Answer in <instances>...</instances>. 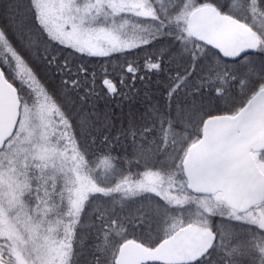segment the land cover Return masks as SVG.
Listing matches in <instances>:
<instances>
[{
    "label": "snow or ice",
    "instance_id": "6c2138e0",
    "mask_svg": "<svg viewBox=\"0 0 264 264\" xmlns=\"http://www.w3.org/2000/svg\"><path fill=\"white\" fill-rule=\"evenodd\" d=\"M0 264H264V0H0Z\"/></svg>",
    "mask_w": 264,
    "mask_h": 264
}]
</instances>
